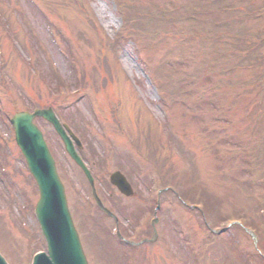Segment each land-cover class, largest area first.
I'll return each instance as SVG.
<instances>
[{
	"label": "rangeland",
	"instance_id": "1",
	"mask_svg": "<svg viewBox=\"0 0 264 264\" xmlns=\"http://www.w3.org/2000/svg\"><path fill=\"white\" fill-rule=\"evenodd\" d=\"M124 3L187 19L167 26L153 22L141 36L130 30L115 45L111 39L121 25L116 0H0V112L7 114L0 117V251L10 264H30L31 251L45 250L33 213L37 189L9 123L16 110H32L34 102L51 106L79 137L84 161L93 162L96 189L117 212L120 227L126 219L134 222L140 210L150 220L153 204L139 196H108V174L120 169L141 197L153 196L157 175L147 157L154 148L161 173L172 180L166 183L199 185L213 201L209 227L218 223V209L230 212V202H264V16L249 18L245 10L264 7V0H227L224 6L213 0ZM189 3L211 11L202 15ZM191 13L203 19L187 17ZM76 75L86 82L78 92ZM55 76L69 90L57 93ZM208 99L219 111L213 112ZM34 121L55 158L88 264H220L216 250L235 264H264L246 233L204 235V218L167 191L158 194L157 241L136 249L118 243L109 234L113 220L96 209L86 179L50 124ZM250 160L261 163L252 178L241 166Z\"/></svg>",
	"mask_w": 264,
	"mask_h": 264
},
{
	"label": "water",
	"instance_id": "2",
	"mask_svg": "<svg viewBox=\"0 0 264 264\" xmlns=\"http://www.w3.org/2000/svg\"><path fill=\"white\" fill-rule=\"evenodd\" d=\"M34 116H40L52 124L63 142L65 151L83 169L92 184L88 170L63 128L67 126L60 124L51 108L35 109L32 113L20 111L12 116L10 122L15 132V141L38 186L39 199L35 206V214L47 243V254L45 252L34 254L31 264H87L67 209L54 161L41 131L32 122ZM70 134L73 136L71 132ZM74 139L78 142L77 138ZM110 181L121 192L130 193V185L119 172L112 173ZM97 203L101 206L98 199ZM0 264H8L1 255Z\"/></svg>",
	"mask_w": 264,
	"mask_h": 264
},
{
	"label": "trees",
	"instance_id": "3",
	"mask_svg": "<svg viewBox=\"0 0 264 264\" xmlns=\"http://www.w3.org/2000/svg\"><path fill=\"white\" fill-rule=\"evenodd\" d=\"M123 1L125 2V0H116L118 13L122 19V26H121V29L119 31L117 41L120 38L126 39L130 30L138 32V35L141 36V32L149 30L150 28L148 26L151 25L153 22H154V25L160 24L161 26H167V25H170V23H172V22H177L179 20L187 19L186 15L171 14L167 10H162L160 12H157V14H153L152 9L145 11L138 4H135V3L127 4V3H124ZM213 1H214V3L218 4V6H221L223 2L226 4L225 0H213ZM188 6H189V8H191L195 12H197L199 10L202 15H203V13H208L209 11H211L210 7L204 8V5H197V4H193V3L190 4L189 3ZM222 6H224V5H222ZM232 8H233V6H232ZM245 10L247 13V17H254L255 12L250 11L247 8H245ZM1 16H2V14L0 12V17ZM187 17L193 18L196 20H198L199 18L203 19V17H200V15L198 13H191ZM242 17H238V18H242ZM261 40L263 42V39H260V41ZM117 41H116V43H117ZM116 43H114V44L116 45ZM262 44L263 43L259 42L258 46H261ZM241 49L242 50L245 49L244 51H248V50L252 51L251 48L247 49L244 47ZM150 159L153 161V166L158 173L159 179L163 182L162 184L165 185L166 184L165 180H171V179H165L164 178L163 174L161 173L158 161L154 160L155 159L154 156H152V158H150ZM255 162L256 161H254V164L256 165V167L257 166L259 167L261 165V163L256 164ZM251 164H252V161L251 162H243L241 165L242 166H249ZM262 169H263L262 175H264V166L262 167ZM261 178H263V177H261ZM262 181L263 180H260L259 182H256L258 184H256V183H254V184L261 186L263 183ZM172 186L176 189L177 193L179 194V196L183 200H187L191 203L197 202V200H195V198H197L198 195L202 196L201 201H202V208H203L204 213L207 215L212 211L213 201L210 199V197L204 191L203 188H201V187L196 188L197 186H194V184H193V187L191 186L188 189H182L181 186L180 187L178 186V184L175 185V182ZM263 198H264V196H263ZM263 211H264V202H261V201L259 202V204H256L255 206L253 205V203L252 204H250V203L243 204L240 206H234L233 209L231 210L233 218H230L228 220V222L233 220V219H238V220H240L242 225H244V226L248 227L250 230H252L257 236V247H258L259 251L264 255V212ZM224 214H225V212H221L218 209L216 211L217 219H221V221H222V219H225L226 216H223ZM233 226H234V228L235 227L239 228V225H237V224H233ZM221 248H223V247H221ZM223 254H221L217 257L218 261L221 264H225L226 255H223ZM226 264H228V263L226 262Z\"/></svg>",
	"mask_w": 264,
	"mask_h": 264
},
{
	"label": "flooded vegetation",
	"instance_id": "4",
	"mask_svg": "<svg viewBox=\"0 0 264 264\" xmlns=\"http://www.w3.org/2000/svg\"><path fill=\"white\" fill-rule=\"evenodd\" d=\"M120 170V169H119ZM121 171V170H120ZM124 175H125V177H126V179L130 182V185L132 186V188H133V194L132 195H130V196H126V195H123V194H121V193H119L118 191H117V189L113 186V185H111V187H112V190L108 193V196H110V197H112L113 196V194H115V195H120V196H122V198L124 197V198H131V197H137V196H139L140 197V199H141V201L143 202V197H141L140 195H139V193H138V191H137V189H135L134 188V184H133V182H132V180L123 172V171H121ZM111 172H109V174H110ZM109 174H108V177H109ZM109 180V179H108ZM138 193V194H137ZM142 216V211L140 210L139 212H138V214H137V217L138 216Z\"/></svg>",
	"mask_w": 264,
	"mask_h": 264
}]
</instances>
